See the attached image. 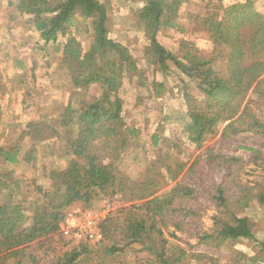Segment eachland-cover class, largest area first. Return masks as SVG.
<instances>
[{
	"label": "rangeland",
	"instance_id": "rangeland-1",
	"mask_svg": "<svg viewBox=\"0 0 264 264\" xmlns=\"http://www.w3.org/2000/svg\"><path fill=\"white\" fill-rule=\"evenodd\" d=\"M100 1L108 7L110 38L124 45L137 64L135 73L124 75V84L119 92L123 102V130L127 129L126 133L131 134L115 163L119 172L130 181H143L147 172L153 169L152 163L168 154L170 143L166 144L165 140H181L183 145L180 150L173 153L175 159L186 164V167L175 182L170 179L166 182L157 181L160 188L156 195L161 196L184 180L186 172H189L198 156L206 158L209 149L211 154H222L223 157L212 163L202 161L196 172L191 173V177L197 182L195 187L193 185L194 194L180 205L181 211L185 208L184 212H191V216L182 218L185 214L183 212H169L166 217H155L153 221L148 220L152 212L148 214L143 210L139 213V217L147 216L148 226L155 222L164 234L162 238L152 232L142 243L127 241L122 234L125 232L124 226H127V218L137 211L134 207L140 201L131 202L123 196L110 197L99 193L88 204L77 203L72 206L67 211L63 229L92 221L103 234V239L99 242L91 241L85 236L75 239L65 236L61 230L30 245L29 252L37 258L35 264H57L58 260L74 249L82 252L78 264H157L156 255L161 252L163 245L167 251L172 249L176 258H180L182 253L186 254L181 264H264V203L260 201L264 196V132L253 129L227 137L223 133L229 122L219 123L215 134L208 138L201 149H196L184 133L186 124L190 122V105L185 98L182 82L184 76H181L174 65L168 71H162L148 52L150 41L139 19L145 0ZM244 1L222 2L228 6ZM217 3L218 0H189L183 4L176 19L178 27L162 30L158 35L160 44L177 54L181 41L190 42L204 55L210 56L215 46L202 29L200 20L213 12L212 7ZM256 10L264 14V1L257 2ZM76 20L78 24L69 30L68 36H75L83 51L88 52L93 38L91 21ZM32 41L35 48L37 43L35 45V41ZM65 42L66 38H59L60 45ZM50 53L53 56L48 58L42 53L31 56L37 58L40 69L30 73L24 91L29 100V106L24 112L31 118L30 122L44 128V133L49 138L34 142L29 136L19 141V134L0 135V147L5 146L9 151L15 145L24 148L19 152L20 157L24 158L23 164L19 166L6 165L0 155V174L8 177V182L18 181L20 186L17 190L11 185L9 191H0V204L10 194L13 202H18L26 209L28 218L36 207L43 204V193L52 190L51 173L65 170L70 163V157L67 156V136L60 125L61 116L70 104L77 110L80 105L87 106L101 95L96 86L77 90L76 95H72L69 92L68 71L61 67L58 54L55 56L53 51ZM154 84H163L165 89L156 95ZM188 90L194 97H198L196 84L190 80ZM247 104L253 109L252 114L255 113L256 119L264 122V80L250 92L234 121ZM249 120L251 117H244V121ZM50 130L58 132L57 135H51ZM72 130L74 137L77 134L76 124ZM156 133L162 138L157 145L153 141ZM102 152L103 157L109 156L108 151ZM26 156L29 157L27 163ZM155 171L157 167L150 175ZM190 183L195 184L193 181ZM219 188L224 192V206L216 205L215 198ZM191 209L193 210L190 211ZM233 215L249 220L254 233L253 240L215 242L213 246L202 243L204 233L217 236L216 231L223 223L233 222ZM10 263L15 264L13 261Z\"/></svg>",
	"mask_w": 264,
	"mask_h": 264
},
{
	"label": "trees",
	"instance_id": "trees-1",
	"mask_svg": "<svg viewBox=\"0 0 264 264\" xmlns=\"http://www.w3.org/2000/svg\"><path fill=\"white\" fill-rule=\"evenodd\" d=\"M188 1L145 0L139 12V19L151 45L148 52L156 65L164 72L174 65L185 77H182L184 95L190 105V122L186 124L184 132L187 140L196 149H201L208 138L215 134L217 125L227 122L223 133L227 137L253 129L264 132V122L256 119L248 104L238 119L233 120L239 115L250 92L264 80V14L256 10L257 2L264 0H245L228 6L223 4V0H218L212 7L213 12L203 19L199 18L202 29L215 46L210 56L204 55L190 42L181 41L179 53L175 54L158 41L162 30L178 27L176 19L179 10ZM17 9L32 18V24L45 44L56 43L60 37L66 38L60 65L69 73V92L76 95L77 90L96 86L101 95L87 106L80 105L77 110L70 104L61 116L60 125L67 136L70 163L65 170L51 173L52 190L43 193V204L35 208L32 216L28 218L26 209L18 202H13L10 194L0 204V264H11V261L15 264H35L37 258L29 252L30 245L63 230L67 211L77 203H90L99 193L110 197L123 196L131 202L140 201L134 207L138 212L129 216L127 226H124L125 232L122 234L127 241L142 243L152 232L162 238L163 232L155 222L148 226V220L166 217L169 212L185 213V208L181 211V206L193 196V185H197L191 173L196 172L202 161L212 163L223 157L222 154L213 155L209 149L206 158L198 156L184 180L169 192L157 196L160 188L157 181L166 182L170 179L175 182L186 167V164L175 159L173 153L180 150L183 145L181 140L164 139L166 144L170 143L169 152L152 163L151 167H157V171L151 176V168L143 181H130L115 164L120 150L131 137L130 133H126L127 129L123 130V102L119 92L124 84V75L135 73L137 64L124 45L110 38L107 5L100 0H20ZM77 18L91 21L93 38L88 52L83 51L75 36H68L69 30L78 24ZM189 80L196 84L198 97L189 93ZM154 88L156 95L165 89L163 84H154ZM246 116L251 117L249 122L244 121ZM75 124L77 134L72 137ZM50 131L51 135L58 133ZM44 132L40 124L30 122L19 141L26 136L34 142L46 140L49 136ZM161 139L159 133L154 134L155 145ZM105 150L109 156L103 157L102 151ZM18 151L21 152V147L12 152L0 150V155L5 163L17 165L24 161ZM28 161L29 157L26 156L25 162ZM106 161L108 163L105 164ZM2 176L0 174V191H9L11 185L16 190L20 188L18 181L11 183L7 181L8 177ZM217 191L216 205L224 206V192L221 188ZM260 201L264 203V196ZM177 202L179 204L176 205ZM143 210L148 214L152 212L151 218L147 220V216L139 217ZM186 215L192 214L185 213L182 218H187ZM216 234L204 233L202 243L213 246L215 242L254 239L249 220L234 215L233 222L223 223ZM81 253L74 249L58 260L57 264H78ZM185 255L182 253L180 258H176L173 250L167 251L163 245L155 262L181 264Z\"/></svg>",
	"mask_w": 264,
	"mask_h": 264
},
{
	"label": "crops",
	"instance_id": "crops-1",
	"mask_svg": "<svg viewBox=\"0 0 264 264\" xmlns=\"http://www.w3.org/2000/svg\"><path fill=\"white\" fill-rule=\"evenodd\" d=\"M19 1L0 0V135L3 136L23 134L31 120L24 112L29 106L27 93L24 91L30 73L40 69L37 58L31 56L42 53L48 58L53 56L50 53L53 51L54 55L58 54L60 58L63 49L59 41L45 44L41 40L40 34L32 24V18L18 11ZM32 40L35 45L37 43L35 48ZM11 147L12 150L9 151L1 145L0 150H20L18 145ZM22 149L24 148L21 146ZM5 164L19 166L23 162L17 165Z\"/></svg>",
	"mask_w": 264,
	"mask_h": 264
},
{
	"label": "built area",
	"instance_id": "built-area-1",
	"mask_svg": "<svg viewBox=\"0 0 264 264\" xmlns=\"http://www.w3.org/2000/svg\"><path fill=\"white\" fill-rule=\"evenodd\" d=\"M65 236H72V238H78L85 236L91 241H101L103 239V234L98 230V226H94L92 221L85 222L83 225L78 227H66L62 230Z\"/></svg>",
	"mask_w": 264,
	"mask_h": 264
}]
</instances>
